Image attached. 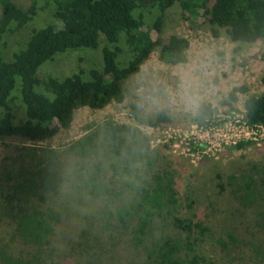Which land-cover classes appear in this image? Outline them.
<instances>
[{
	"label": "trees",
	"instance_id": "trees-1",
	"mask_svg": "<svg viewBox=\"0 0 264 264\" xmlns=\"http://www.w3.org/2000/svg\"><path fill=\"white\" fill-rule=\"evenodd\" d=\"M40 3L52 9V20L33 27L24 47L5 53L6 36L35 21ZM177 3L186 20L203 17L212 26L226 29L232 42L249 45L264 40V0H37L28 10L14 0H0V141L17 139L24 144L19 159L6 160L7 190L0 191L4 203L1 213L13 221L15 236L25 247L11 254L1 246L2 264H57L55 244L79 247L82 252L76 256L89 258L95 264L102 257L99 250L107 249L116 240L143 254L137 264H211L199 250L206 239H211L210 228L182 216L175 171L157 172L152 186L144 188L141 196L116 207L119 195L109 192L95 175L88 185L93 194L107 198L109 209L102 213L100 234L94 233V223L89 222V228L75 238L65 224L69 218L54 205L55 193H51L63 181L68 165L62 162V153L36 148L38 143L69 130L77 111H98L114 103L122 104L126 99L124 82L141 71L157 48L163 63H187L189 40L178 35L164 39L161 34L167 11ZM100 48V66L62 78L45 73L49 64L67 53ZM46 63L49 64L41 74ZM239 93H247V87L233 89L229 102H236ZM21 108L22 119L17 115ZM244 108L249 125L264 126V91L249 96ZM211 114L210 106L201 105L196 123L209 127ZM133 115L139 124L154 129H162L170 122L163 112L146 121L135 109ZM149 141L138 127L108 119L98 126L87 125L84 135L66 153L72 159H93L105 144L129 163L145 159L152 166L156 151ZM246 145L239 143L237 148ZM15 162L20 165L18 169ZM96 168L101 170L99 165ZM243 181L240 191L234 192L240 204L248 207L264 203V165L252 167L243 175ZM170 232L174 236L167 235ZM227 238L229 242L225 238L217 240L224 249L236 242L233 235Z\"/></svg>",
	"mask_w": 264,
	"mask_h": 264
},
{
	"label": "rangeland",
	"instance_id": "rangeland-1",
	"mask_svg": "<svg viewBox=\"0 0 264 264\" xmlns=\"http://www.w3.org/2000/svg\"><path fill=\"white\" fill-rule=\"evenodd\" d=\"M36 1L14 0L24 10L32 8ZM41 4L35 21L29 26L18 27L6 36L5 53L24 47L33 27H41L52 20V9L44 8ZM155 34L153 32L154 40ZM161 34L164 39L178 35L189 40L187 63L167 65L159 59L160 50L157 48L141 71L124 82L126 99L122 104L114 103L98 111L83 108L76 112L69 130L61 131L53 139L36 145V148L62 153V162L68 165L62 174L63 181H59L51 192L55 193L54 205L57 204L59 210L69 218L65 224L71 234L75 233V238L86 227L89 228V222L94 223V233L100 234L102 213L109 208H106V197L93 194L92 187L88 185L91 178L97 175L109 192L114 191L119 195L115 199L116 207L130 204L141 196L144 188L152 186L157 172L175 171L182 216L201 221L210 228L211 239H206L199 250L211 264H264V203L243 207L234 193L243 186L245 173H250L256 165H264L262 132H259L258 140L231 142L222 146L219 152L213 150L208 155L203 153L199 156L191 153L206 150V140L198 138V134H204L200 133L195 120L201 105L211 108L209 123L213 133L217 131L218 144L225 134L229 133L228 137H232L236 128L247 122L245 100L264 91V40L249 45L232 42L226 29L212 26L203 17L186 20L178 3L167 11ZM102 42H105L103 38ZM101 61V48L92 52L67 53L51 64L46 63L40 71L42 74L49 64L45 73L62 78L81 69L88 71L96 64L100 66ZM182 85L192 86L189 90L199 97L197 108L189 107L183 100L185 87ZM242 86L247 87V93H239L238 100L230 103V92ZM134 109L143 121L163 112L169 116L170 122L157 132L139 124L133 115ZM17 115L20 119L24 118L22 108ZM108 119L138 127L149 137V145L156 151L152 166L145 159L129 163L125 158L117 157L105 144H101L93 159H72L66 153L84 135L87 125L98 126ZM239 143L248 145L239 149ZM22 147L24 144L17 139L0 141V191L7 190L4 181L6 160L19 159ZM96 165L101 166V170H97ZM14 167L18 169L20 165L15 162ZM231 176L235 180H230ZM191 202L194 203L193 207L190 206ZM3 205L0 198V247L3 246L11 254H18L25 247L15 236L13 221L3 217ZM167 235L174 236L172 232ZM229 235L235 236L236 242L224 249L217 240L225 238L229 242ZM55 247L57 264H93L89 258L76 256L82 252L79 247L59 244H55ZM100 254L101 260L95 264H137L143 260V254L118 240L112 245L108 244L107 249L101 248Z\"/></svg>",
	"mask_w": 264,
	"mask_h": 264
},
{
	"label": "built area",
	"instance_id": "built-area-1",
	"mask_svg": "<svg viewBox=\"0 0 264 264\" xmlns=\"http://www.w3.org/2000/svg\"><path fill=\"white\" fill-rule=\"evenodd\" d=\"M197 127L200 129L201 131L200 133L204 134V135L198 134V138H200V140H206V147H205L206 150L204 152L203 151L201 152V149L200 151L198 150L196 152H191L198 156L200 154L203 155V153L208 155L207 153L212 152L213 150H216L215 152H219L222 150V146H226L231 142L236 144L237 142H240L242 140H258L259 137L258 134L260 131L262 132L261 137L264 139V126H251L248 124V122H245L244 124L243 123L240 124V126L236 128V132L231 134L232 137L230 138L228 137L229 133L225 134L224 137H222V140L219 144L216 143L217 140H220L217 138L218 136L217 131L213 133V129H211L212 128L211 125H209V127L207 128H204L197 124ZM151 129L155 131L157 130V132L161 131V129H154V128ZM195 143L199 144L200 146H203L201 143H198L197 141Z\"/></svg>",
	"mask_w": 264,
	"mask_h": 264
},
{
	"label": "clouds",
	"instance_id": "clouds-1",
	"mask_svg": "<svg viewBox=\"0 0 264 264\" xmlns=\"http://www.w3.org/2000/svg\"><path fill=\"white\" fill-rule=\"evenodd\" d=\"M182 87H185V94L182 97L183 100L185 101V103L191 107V108H197L199 106V97L192 91H190L189 89H191V85H187L184 86L182 85Z\"/></svg>",
	"mask_w": 264,
	"mask_h": 264
}]
</instances>
